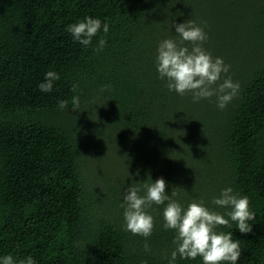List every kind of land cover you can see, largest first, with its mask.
I'll return each mask as SVG.
<instances>
[{"label":"trees","instance_id":"16d2710c","mask_svg":"<svg viewBox=\"0 0 264 264\" xmlns=\"http://www.w3.org/2000/svg\"><path fill=\"white\" fill-rule=\"evenodd\" d=\"M88 17L109 32L85 48L66 29ZM191 19L240 85L223 110L215 96L193 103L159 79L158 45L178 40L174 24ZM49 71L60 79L45 93ZM159 178L169 196L180 188L183 208L203 200L226 219L230 209L213 198L229 187L247 196L252 232L231 221L216 231L240 241L237 264H264V0H0V260L169 264L167 202L146 209L148 252L121 207L129 187L144 196L143 182Z\"/></svg>","mask_w":264,"mask_h":264},{"label":"clouds","instance_id":"9594fccd","mask_svg":"<svg viewBox=\"0 0 264 264\" xmlns=\"http://www.w3.org/2000/svg\"><path fill=\"white\" fill-rule=\"evenodd\" d=\"M177 39H165L160 42L157 48L156 68L159 79L166 80V87L170 92H175L181 97L191 94L193 103L202 99L216 97L218 108L223 110L239 92V83H234L228 75L230 66L226 65L222 58H213L211 53L206 51L203 45L207 42L208 36L204 28L198 26L192 19L183 24H174ZM103 28L106 36L109 32V25L101 23L99 19L86 18L67 27L74 41L79 42L87 48L92 44L93 38ZM104 38L99 40V46L95 51L100 52L106 46ZM186 44L191 47L185 46ZM60 79L53 71L46 73L45 82L39 84L42 92L48 93L53 90V83ZM78 84L72 86L76 92ZM106 85L102 91L110 89ZM68 101H60L58 108H67ZM73 109H79L80 98L73 96ZM86 158V157H85ZM137 185L140 183H136ZM166 182L163 178L155 182H143L145 195L139 193L141 189L132 185L127 189L124 197L125 230L145 238L144 250L150 251L148 238L151 237L155 223L154 218L148 214L146 209L153 204L164 205L163 211L165 230H172L176 233L173 244L176 246L171 253L169 264H175L177 257L182 259L202 258L203 264H237L241 257L240 241L234 240L232 233L217 232L218 226L230 227V221L237 224L242 234L252 232V225L249 221L255 220V213L250 209V201L247 196L240 197L234 194L232 188L221 191L219 197H214L212 203L220 208L230 209L225 215L210 210L205 206L204 201H193L187 208L174 199L178 192L174 189L171 196L166 194ZM0 264H14L11 255L4 256ZM20 264H35L31 256L27 260H21Z\"/></svg>","mask_w":264,"mask_h":264}]
</instances>
